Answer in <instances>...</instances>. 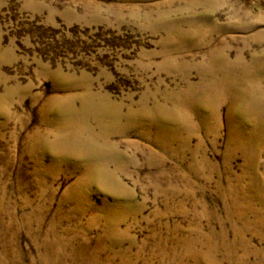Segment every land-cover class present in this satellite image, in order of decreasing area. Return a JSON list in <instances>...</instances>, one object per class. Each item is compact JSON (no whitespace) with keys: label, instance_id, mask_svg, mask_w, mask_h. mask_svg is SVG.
I'll list each match as a JSON object with an SVG mask.
<instances>
[{"label":"rangeland","instance_id":"1","mask_svg":"<svg viewBox=\"0 0 264 264\" xmlns=\"http://www.w3.org/2000/svg\"><path fill=\"white\" fill-rule=\"evenodd\" d=\"M0 264H264V0H0Z\"/></svg>","mask_w":264,"mask_h":264},{"label":"bare ground","instance_id":"2","mask_svg":"<svg viewBox=\"0 0 264 264\" xmlns=\"http://www.w3.org/2000/svg\"><path fill=\"white\" fill-rule=\"evenodd\" d=\"M52 107H53V105H52ZM58 111H59V109H58ZM72 134H73V133H72ZM71 137L73 138V136H72V135H71ZM69 141H70V140H69ZM71 142H72V141H71ZM71 142H70V145H72V144H71Z\"/></svg>","mask_w":264,"mask_h":264}]
</instances>
